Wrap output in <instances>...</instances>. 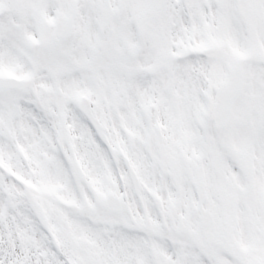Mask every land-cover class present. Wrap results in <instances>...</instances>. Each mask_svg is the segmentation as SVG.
<instances>
[{"label":"snow or ice","instance_id":"obj_1","mask_svg":"<svg viewBox=\"0 0 264 264\" xmlns=\"http://www.w3.org/2000/svg\"><path fill=\"white\" fill-rule=\"evenodd\" d=\"M0 264H264V0H0Z\"/></svg>","mask_w":264,"mask_h":264}]
</instances>
